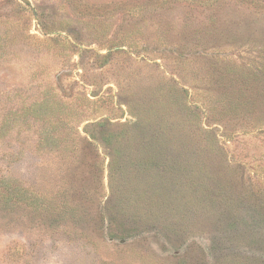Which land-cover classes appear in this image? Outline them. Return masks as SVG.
<instances>
[{
	"label": "rangeland",
	"instance_id": "1",
	"mask_svg": "<svg viewBox=\"0 0 264 264\" xmlns=\"http://www.w3.org/2000/svg\"><path fill=\"white\" fill-rule=\"evenodd\" d=\"M0 264H264V0H0Z\"/></svg>",
	"mask_w": 264,
	"mask_h": 264
}]
</instances>
